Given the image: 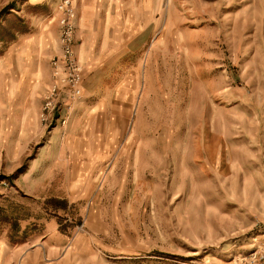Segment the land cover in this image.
Masks as SVG:
<instances>
[{"label":"rangeland","instance_id":"rangeland-1","mask_svg":"<svg viewBox=\"0 0 264 264\" xmlns=\"http://www.w3.org/2000/svg\"><path fill=\"white\" fill-rule=\"evenodd\" d=\"M59 1L0 0V264L248 254L264 239V0H74L84 92L48 127Z\"/></svg>","mask_w":264,"mask_h":264},{"label":"built area","instance_id":"built-area-1","mask_svg":"<svg viewBox=\"0 0 264 264\" xmlns=\"http://www.w3.org/2000/svg\"><path fill=\"white\" fill-rule=\"evenodd\" d=\"M77 8L74 0H60L55 7L59 26V50L50 58L52 83L44 95L39 113L41 123L52 126L56 115L63 126L69 123L84 92V66L75 46ZM232 264H264V239L245 255H238Z\"/></svg>","mask_w":264,"mask_h":264},{"label":"crops","instance_id":"crops-1","mask_svg":"<svg viewBox=\"0 0 264 264\" xmlns=\"http://www.w3.org/2000/svg\"><path fill=\"white\" fill-rule=\"evenodd\" d=\"M77 15H78V12H77ZM85 20V17H81V22ZM79 21V18L77 16V23H76V34H75V46L77 44V32H78V26H81V23L78 22ZM52 22H55L56 25H57V38L55 40V44H54V48H55V52L59 50V45H58V34H59V26H58V23L56 21H52ZM79 23V24H78ZM85 26V25H84ZM79 57V56H78ZM80 59V58H79ZM81 61V60H80ZM82 63V62H81ZM84 66V65H83ZM49 67H50V62H49ZM86 72H87V69H86V65L84 67V85H85V75H86ZM52 83V75H51V67H50V85ZM50 87V86H49ZM47 92V91H46ZM78 104V103H77ZM42 106V104H41ZM41 109V108H40ZM39 109V110H40ZM52 146L51 148L53 149L54 148V145H52V142L50 143ZM51 150V149H50Z\"/></svg>","mask_w":264,"mask_h":264}]
</instances>
